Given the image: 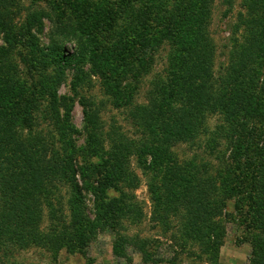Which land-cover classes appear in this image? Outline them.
<instances>
[{
	"label": "rangeland",
	"instance_id": "374dc122",
	"mask_svg": "<svg viewBox=\"0 0 264 264\" xmlns=\"http://www.w3.org/2000/svg\"><path fill=\"white\" fill-rule=\"evenodd\" d=\"M101 1L105 4V15L109 8L116 12L111 13L116 18L114 24L102 33L94 29L100 12L84 22L71 20L73 29L70 25L60 27L51 16V19L42 16L34 22L32 39L22 28L28 13L51 11L46 3L36 2L32 6L29 0L20 1L24 8L18 6L19 12H11L12 19L7 22L11 32L0 25V108L10 117L13 129L10 133L27 144L36 140L41 145L51 144L62 160L73 159L63 149L60 138L59 123L65 119L66 110L70 126L67 138L76 148L81 149L86 143L84 111L88 109L96 114L97 134H118L133 143H141L135 127L139 120L131 114L136 106H141L155 117L150 107L151 93L166 83L171 71L170 57L177 53L165 34L159 38L165 24L162 11L171 7L173 0ZM248 3L249 0H211L205 19L206 35L214 47L211 70L214 81L224 74L233 37L244 34L241 17L249 18L252 10L248 9ZM12 7L8 9H15ZM5 12L2 9L1 16ZM100 25L104 23L101 21ZM178 31L176 37L185 41L186 32ZM6 34L10 35L9 39L5 38ZM143 41L148 44L145 60L149 64L145 70L138 67V61L146 57L136 52ZM53 49H60L56 55L70 56L66 66L59 69L61 77L47 81V88L37 85L31 90L30 86L40 81L38 69L44 61L40 55H49ZM77 69L81 72L72 85ZM2 79L11 81L13 88L8 101H5L7 85ZM29 91L34 99L33 107L28 104L31 103L27 100ZM54 99L59 105L58 118L53 116ZM223 123L224 118L218 112L203 113L195 136L169 147V160L160 169H145L143 158L131 154L127 166L136 182L128 187L117 182V191L108 190L102 203L110 202L106 206L111 214L106 212L99 218L95 197L84 183L92 179V185L97 186L101 170L96 174L95 169H85V165L92 162L100 168L103 157L89 151L86 156L79 152L69 171L51 166L53 178L47 175L30 199L39 205L40 211L38 217L30 218L29 241L21 245L8 240L4 241L6 244L0 242V264H155L148 262L153 256L156 264H264V150L258 147L260 140L264 145V139L260 136L246 143L250 151L234 161L230 158L228 139L218 129ZM52 147L45 159L53 157ZM104 148L109 150L108 144ZM176 169H180L177 176L182 177L183 183L193 181L202 189L200 193L205 194L204 205L200 201L198 211L188 212L180 206L167 210L169 206L153 203L154 193L155 196L164 193L163 177L172 178L170 171ZM120 187L132 196L130 202L119 198ZM231 187L235 190L229 191ZM249 187L251 198L247 196ZM229 193L233 196H228ZM134 203L139 206L135 215L127 212L132 211ZM78 205L83 207L88 222L96 223L92 229L84 230L82 242L74 233L76 226L71 216V208ZM205 220L202 225L209 224L215 232L211 242L186 239L188 227L201 226L200 221ZM144 242L152 248L145 249ZM11 244L13 247L8 248ZM115 250L119 255L114 254Z\"/></svg>",
	"mask_w": 264,
	"mask_h": 264
},
{
	"label": "trees",
	"instance_id": "16d2710c",
	"mask_svg": "<svg viewBox=\"0 0 264 264\" xmlns=\"http://www.w3.org/2000/svg\"><path fill=\"white\" fill-rule=\"evenodd\" d=\"M20 1L22 0H0V25L5 30L11 32V26L9 27L7 23L8 20L12 19L13 14L11 12H19L17 8L20 6L24 8ZM29 1L32 6L36 2L46 3L51 11V13H47L42 10L40 12L34 10L28 13L22 28L24 34L32 39L31 30L34 27V22L42 16H48L50 19L53 17L55 23L60 27L67 28L70 25L73 29L71 20L84 22L100 12V18H96L95 21L98 23L94 25V29L98 30L99 33L109 31L114 20H116L115 16H111V13H116L112 11L113 9L109 8L105 15L103 12L105 4L101 0ZM210 3L211 0H173L171 7L162 11L164 12L162 19L165 24L163 25L164 30L160 31L159 38L165 34L170 42L176 46L177 53L170 57L171 71L166 83L151 93L150 107L155 112V117L141 106H136L135 112L131 114L134 119H138L140 122H137L135 127L138 130V135L140 134L141 143H133L118 134H105L104 137L101 136V133L97 134L95 132L96 114L94 110L88 109L84 111L86 143L81 149L76 148L74 142L67 138V130L70 126L67 124L68 110H66L65 119L59 123L62 131L60 138L63 149L68 151L73 159L62 160L51 144L41 145L40 140L27 144L23 140H17L10 133L13 129L8 113L0 108V242L8 240L11 243L12 241H14L13 243L16 242V245H21L29 241L31 236L28 230V227L31 226L30 218L38 217L40 211L39 205L31 203L30 199L37 193L36 190L42 187L44 179L50 175L53 169L62 168L69 171L68 169L74 166L73 160L76 153L83 152L86 156L89 151L96 156L103 157L100 168L92 162H87L85 165V169H95L96 174H99L98 170H101V179L96 182L97 186L92 185V179L84 183L86 189L90 190L95 197L96 215L99 218L106 212L111 214L109 213L110 207L106 206V204L110 205V202L102 203L106 200L104 195L108 190L117 191L115 190L118 189L117 182H121L122 186L126 187L136 182L135 178L133 179L130 175L127 166L129 156L135 153L138 158L142 157L145 162L143 163L145 169H160L166 160H169V147L179 142H186L195 136L205 112L216 111L223 116L224 123L218 129L228 139L231 149L230 158H234V161L237 156L244 158V155L250 151V147L246 143L260 138V136L261 139H264V0H249L248 9L252 10L249 18L247 20L241 17L244 34L240 37H233L229 61L224 74L216 78L215 81L211 71L214 47L206 35L205 18L209 14ZM9 6H13L15 9H8ZM2 9L6 11L3 16H1ZM5 19L6 21H4ZM101 21L104 25L99 26ZM105 21L107 22L106 25ZM179 29L186 32L185 41H180L176 37ZM238 29L239 27L236 28V31ZM83 35L89 36L88 33ZM9 37L10 35H5L6 39ZM32 43L34 44V40H31ZM147 46L146 41H143L136 51L146 57L144 60L138 61L139 64L137 63L138 67L144 70L145 66L149 64L148 60H145L148 58L145 55ZM59 50L53 49L49 55H40V58L44 60L38 69L40 81H36L35 85L30 86L31 90L37 88V85L45 87L47 81L61 77L59 69L66 66L70 56L63 53L56 55L55 53ZM0 62H2L1 58ZM80 72L79 69L74 72L72 85L78 80ZM85 74L89 75V73ZM2 82L7 85L5 101H8L10 91L13 89L11 81L2 79ZM53 84L54 82H51V85ZM165 85L166 88L164 89ZM27 100L31 102L28 104L33 107L32 93ZM11 101L13 99H9V102ZM172 103L175 105L172 106ZM12 104L15 105V103ZM58 106L54 99L52 109L55 118H58ZM60 106L66 108L64 104ZM106 144L109 146L107 151L104 148ZM51 147L53 157L45 159ZM258 147L264 150L262 140L259 141ZM147 157L149 161L146 163ZM48 160L51 163L49 166ZM51 166L53 169H49ZM236 168L238 169V166ZM165 169H169V167L166 166ZM170 172L173 173V177L168 179L163 177L161 182L164 185V193H158L157 196L154 193L153 203L155 202L156 206H169L167 210H173L180 206L188 212L198 211L200 201L203 207V201L206 197H204V193H200L202 189L199 188V185H194L193 181L187 183L184 181L183 183L182 177L177 176L180 169H176V172ZM51 178L53 177L51 176ZM204 189L206 190V188ZM228 189L234 191L235 187ZM251 191L252 189L249 187L248 198H251ZM118 196L128 201L132 197L125 194L121 187ZM228 196L232 197L233 194L229 193ZM133 205L132 211L127 212H132L135 215L139 206L135 203ZM82 208L80 205L71 208V216L74 218V226H76L74 233L77 234L81 242L83 241L84 230L92 229L96 225L94 222H88L82 213ZM156 218L161 220L160 215H156ZM206 221H200L201 226L193 228L189 226V230L185 233L186 239L194 241L201 239L203 243H210V237L215 235V232L209 224L202 225ZM80 241H78L79 244ZM4 244L6 243L4 242ZM143 244L147 246L145 249L152 248L148 242ZM7 247H13V244ZM116 252L115 250L114 254H118ZM149 255L152 257L151 254ZM150 261L157 263L154 256L148 262ZM144 262L147 263V261Z\"/></svg>",
	"mask_w": 264,
	"mask_h": 264
}]
</instances>
